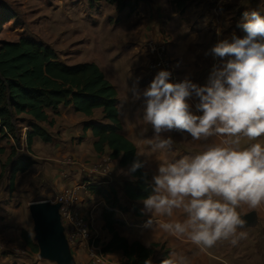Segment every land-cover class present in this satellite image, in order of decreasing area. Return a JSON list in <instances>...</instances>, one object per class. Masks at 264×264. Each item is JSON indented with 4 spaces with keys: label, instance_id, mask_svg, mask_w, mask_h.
<instances>
[{
    "label": "clouds",
    "instance_id": "9594fccd",
    "mask_svg": "<svg viewBox=\"0 0 264 264\" xmlns=\"http://www.w3.org/2000/svg\"><path fill=\"white\" fill-rule=\"evenodd\" d=\"M245 17L239 25L243 36L233 33L211 48L222 63L213 67L206 85L188 77L173 82L170 71L161 69L142 91L138 81L131 86L126 82L121 100L127 101L129 93L144 98L139 120L150 126L154 141L151 153L139 151L137 157L170 149L173 138L162 133L172 129L193 141L220 138L203 144L196 154L157 160L152 192L142 200L147 227L158 226L204 248L220 240L236 245L247 235L238 232L245 226L238 209L264 203V142L258 140L264 137V9ZM193 96L195 110L189 102ZM241 137L247 138L246 145ZM144 164L136 159L120 173L131 175ZM177 210L183 219L176 217ZM163 264H185V259L172 254Z\"/></svg>",
    "mask_w": 264,
    "mask_h": 264
},
{
    "label": "rangeland",
    "instance_id": "374dc122",
    "mask_svg": "<svg viewBox=\"0 0 264 264\" xmlns=\"http://www.w3.org/2000/svg\"><path fill=\"white\" fill-rule=\"evenodd\" d=\"M161 1L167 3L170 12L178 13L168 18L165 28L163 24L157 27L156 22L160 21L149 5L151 0H121L115 3L109 0H0V45L4 41L35 40L52 47L64 64L73 66L84 62L96 63L114 80L116 86L122 84L126 87V82L130 86L137 81L138 86L149 84L154 74L149 67L151 55L147 44L163 40L170 46L172 53L177 48L191 47L192 50L187 53H195V57H200L204 66L199 74L209 79L212 67L222 63L221 58L211 53V48L225 38L230 39L233 33L243 36L245 33L239 25L245 22V14L258 7L264 9V0H184L183 6H180V0ZM155 28L161 31L155 33ZM194 32L200 33L197 39L190 38V33ZM10 144V153L13 150L17 152L13 162L20 155L33 163L27 175L33 176L29 190H8L7 193L10 192L9 197L13 201L11 209L15 210L12 211L19 209L21 212L19 216L14 214V218L21 217L22 232H29L34 244H37L30 204L46 201L47 198L55 199L60 187L69 183L68 178L62 174L65 165L59 164L60 160L55 157L51 162H46L45 171L44 164L35 162L34 156L30 154L33 151L28 148L25 138L24 146L22 140ZM79 157L94 162L91 158ZM13 162L10 175H5L9 184ZM69 173L72 179L80 180V174L76 171ZM23 176L20 174L21 179ZM44 192L49 197L44 196ZM262 226L247 227L257 237L256 242L240 239L231 255L227 254L226 245L221 244L218 248L212 246V250L219 256V261L214 264H264ZM244 232L248 234L249 230ZM27 247L29 249L25 253L21 249L27 264H57L42 258L40 250L36 252L32 246ZM249 249L252 253L237 258L240 252L244 256ZM77 262L81 264L79 260Z\"/></svg>",
    "mask_w": 264,
    "mask_h": 264
},
{
    "label": "crops",
    "instance_id": "0c3cea01",
    "mask_svg": "<svg viewBox=\"0 0 264 264\" xmlns=\"http://www.w3.org/2000/svg\"><path fill=\"white\" fill-rule=\"evenodd\" d=\"M160 2L162 3V6L160 5ZM160 2L159 0H151L149 5L153 7V14H155L160 21L156 22L157 27H160L163 24V27L165 28L167 27L166 22L168 21V18L171 15L177 16L178 13L174 11L170 12L171 8L167 5V3L162 2L161 0ZM155 30V33L161 31V29L158 30L157 28H155ZM169 30H171V27ZM187 32L188 30L186 29V33ZM190 34V38L192 39H197V37L200 36V33L197 32ZM206 37L207 36H205V38ZM191 50V47H184L183 49L177 48L173 50V53L170 50V54L172 56L174 55L173 58L176 60L178 68L183 74L184 78L188 77L192 79L193 82L198 83L201 86L206 85L209 79L203 78L199 74L200 71H203L201 67L204 66V63L200 62V57H195V53L190 54L189 52ZM187 51L189 52L187 53ZM103 71L107 79L114 84L118 91V108L122 122L121 132L135 143L138 152L144 151L151 153L154 137L152 135L150 126L143 125L139 120V118L142 116L144 98L141 97L137 100L134 99L132 95L130 96L131 93H129V99L122 102L121 100L125 95L126 87H123L122 84L120 86H116L113 82L114 80L108 77V74L105 70ZM154 77L155 76L153 75L149 81V84L154 79ZM149 84H140L138 88L142 91ZM189 102L192 104L193 110H195V104L198 102L197 98L193 96L189 99ZM47 112L49 115L48 121H36L33 117L26 114L18 116L16 121L19 133L20 130H22L19 136H21L23 146V138H25V136L28 138L27 130H31V126L34 123L42 126L52 136V140L50 142H44L40 137H35L32 146L33 153H30V150L28 151L32 156H34L35 162L44 164L43 169L45 171L47 169L46 162H51V160H54L55 157L60 160L58 161L59 164L63 162V158L67 155L88 157L94 161L100 158V153H98L95 149V142L97 141V138L93 133V129L89 126L91 124L108 123V120H106L104 117L102 108L95 109L93 116H88L83 112L77 111L74 104L60 105L58 109L50 108L47 110ZM145 127H148L147 132L142 131V129ZM162 135L171 136L173 138L174 142L171 148L158 150L151 157L141 156V158L145 161V169L150 174L151 181L153 174L156 173L158 168L157 160L163 158L170 160L179 159L184 156L193 155L202 150L203 144L207 142H216L218 139H220L218 137H210L208 141H193L187 133H184L178 129H172L169 132L162 133ZM258 140L260 142H264V137H260ZM10 143H15L14 137L8 136V138H4L2 135H0V148L2 150L0 151V264H27L25 255L21 254V249L24 251V253L26 249H29L27 247L28 245L26 246L27 243L22 236L21 225L23 221L21 217H18V219L14 218L16 214H18V216L21 215V212L19 209L18 211H12L15 209H11L13 201L9 197L10 192L7 193L8 190L10 191V184L8 182V178L5 179V175L7 173L10 175V165L13 162L10 160ZM241 143L246 145L248 143L247 138L241 137ZM109 152L110 150L107 148L105 153ZM18 157L24 158V156L20 155ZM59 157L62 158L59 159ZM115 165L116 176L113 186L111 187V192L113 190L116 191V195L114 194L112 196L113 199L117 197L118 203L116 205H111V203H108V201L101 196L98 200L90 202V205L100 203V205L97 207L95 218L96 227L98 229L101 242L110 241L113 237L110 231L106 228V221L103 217V212L105 209H112L116 211L117 218L120 220V224L116 226L117 231L122 237L127 238L130 243L139 241L146 247H151L153 244H159V246L156 247L155 255L152 257L150 264H162L164 260L169 258L172 254L184 257L185 264H214L215 261H219V256L212 250L213 247L218 248L221 244L226 245L227 254L229 255H231V253L234 251V248H236L235 246L240 242V240L236 245H232L230 241L227 240H220L216 242V246L214 245L213 247L206 249L204 247L192 244L184 237L173 236L161 230L158 226H154L153 229L147 227L146 221L148 219V215L142 213L141 211L144 207L142 200H132L126 195L125 192L126 184L136 182L137 180L133 177L132 173L131 175H124L120 173L121 169H128L129 167H120L117 164V161L115 162ZM32 166L29 169H31ZM29 169L27 170L28 172L25 171L17 174L14 191L18 190L22 192L29 190L33 177L27 176L28 173H30ZM20 174L25 176H23L21 179ZM63 187L64 186L60 187L57 194ZM45 189L47 190L48 188L46 187ZM44 196L49 197V194L44 192ZM102 199H104L106 203H103ZM46 200L50 199L47 198ZM238 211L241 213V215L247 214L251 211H256L258 215V223L254 226H260L261 224L264 226V203L255 208L243 205L240 209H238ZM175 215L176 217L183 219V215L178 210ZM245 230H249V233L244 239L249 241L252 240V243H255L257 237L250 233L251 229L243 227L238 229V232H244ZM248 253H252L250 249L245 253L244 256H241L242 252H240L239 255H237V258L245 257ZM73 254L76 258V261L79 260L81 264H87V257L84 254L81 256L76 255L75 253ZM107 256L111 264H127L125 253L122 250L107 254Z\"/></svg>",
    "mask_w": 264,
    "mask_h": 264
},
{
    "label": "trees",
    "instance_id": "16d2710c",
    "mask_svg": "<svg viewBox=\"0 0 264 264\" xmlns=\"http://www.w3.org/2000/svg\"><path fill=\"white\" fill-rule=\"evenodd\" d=\"M112 3L121 0H109ZM179 1V0H178ZM184 0H180L183 6ZM74 104L77 111L88 116L94 115V110L102 108L108 123L91 124L97 138L95 149L101 156L109 155L120 167H130L137 157L135 143L122 131V122L118 108V91L110 82L104 71L96 63H79L68 66L59 60L56 51L42 43L30 39L19 41H4L0 45V135L8 138L11 134L17 142L20 141L16 124L20 115L26 114L36 121H48L47 110L58 109L60 105ZM27 145L32 149L34 138L40 137L44 142H50L52 136L37 123L28 130ZM109 153H105L106 149ZM0 151L1 148H0ZM17 152L13 150L10 156L12 162ZM33 163L24 158H18L14 163L10 178V190L14 191L17 174L27 171ZM136 182L127 183L126 195L132 200H143L152 192L151 177L144 167L132 173ZM91 192L104 197L111 205L118 203L116 191L92 186ZM113 199V200H112ZM106 228L112 234L110 241L101 242L103 252L111 254L122 250L127 264H150L155 255L153 244L146 247L139 241L130 243L117 231L120 224L117 213L112 209L103 212ZM25 242L39 252L31 234L22 232ZM160 264V263H155ZM163 264V263H162Z\"/></svg>",
    "mask_w": 264,
    "mask_h": 264
},
{
    "label": "built area",
    "instance_id": "2783aa9c",
    "mask_svg": "<svg viewBox=\"0 0 264 264\" xmlns=\"http://www.w3.org/2000/svg\"><path fill=\"white\" fill-rule=\"evenodd\" d=\"M147 47L151 55L149 67L154 76L161 69H167L173 82L184 79L176 60L170 54V46L165 41L148 42ZM9 136L13 137L11 134ZM25 142L27 143L26 136ZM62 163L66 166L62 174L68 178L69 183L60 190L52 202L61 204L59 211L71 249L76 255L84 254L87 257V264H111L107 254L103 252L102 245L97 243L100 236L95 213L100 203L90 205V202L100 197L93 194L90 188L92 186L107 188L111 192L116 176L115 160L106 155L93 162L71 155L65 157ZM67 170L79 173L80 180L72 179ZM102 200L106 203L104 199Z\"/></svg>",
    "mask_w": 264,
    "mask_h": 264
},
{
    "label": "water",
    "instance_id": "95a60500",
    "mask_svg": "<svg viewBox=\"0 0 264 264\" xmlns=\"http://www.w3.org/2000/svg\"><path fill=\"white\" fill-rule=\"evenodd\" d=\"M61 204L50 200L30 204V213L34 221L35 239L40 250V256L57 264H77L65 227L60 215ZM245 220L244 227L258 223L256 211L241 215Z\"/></svg>",
    "mask_w": 264,
    "mask_h": 264
}]
</instances>
